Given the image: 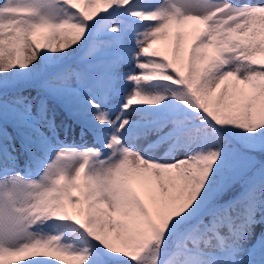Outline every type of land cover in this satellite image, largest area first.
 I'll list each match as a JSON object with an SVG mask.
<instances>
[{
	"label": "snow or ice",
	"instance_id": "snow-or-ice-1",
	"mask_svg": "<svg viewBox=\"0 0 264 264\" xmlns=\"http://www.w3.org/2000/svg\"><path fill=\"white\" fill-rule=\"evenodd\" d=\"M57 261L264 264V0H0V264Z\"/></svg>",
	"mask_w": 264,
	"mask_h": 264
},
{
	"label": "rangeland",
	"instance_id": "rangeland-1",
	"mask_svg": "<svg viewBox=\"0 0 264 264\" xmlns=\"http://www.w3.org/2000/svg\"><path fill=\"white\" fill-rule=\"evenodd\" d=\"M154 47H159V45H154ZM68 122L71 123V121H68ZM76 131L78 132V128L76 129ZM60 135H61V139H63L64 134H63L62 131H61ZM68 139H69V141H71V139H72V132H71V131L69 132ZM260 230H261L260 226H257V228H256L257 233H258ZM49 259H50V258H49ZM54 264H60V262L57 261V262H54Z\"/></svg>",
	"mask_w": 264,
	"mask_h": 264
},
{
	"label": "trees",
	"instance_id": "trees-1",
	"mask_svg": "<svg viewBox=\"0 0 264 264\" xmlns=\"http://www.w3.org/2000/svg\"><path fill=\"white\" fill-rule=\"evenodd\" d=\"M33 94H34V93H33ZM9 131L11 132V131H12V129H11V128H9ZM236 191H239V185H237ZM232 194H234V193H232Z\"/></svg>",
	"mask_w": 264,
	"mask_h": 264
}]
</instances>
